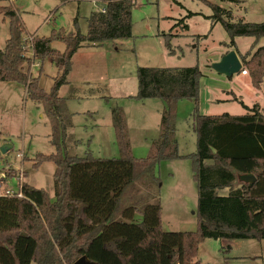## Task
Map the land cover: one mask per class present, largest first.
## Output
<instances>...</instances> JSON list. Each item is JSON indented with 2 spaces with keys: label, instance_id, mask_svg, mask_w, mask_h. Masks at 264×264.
<instances>
[{
  "label": "trees",
  "instance_id": "16d2710c",
  "mask_svg": "<svg viewBox=\"0 0 264 264\" xmlns=\"http://www.w3.org/2000/svg\"><path fill=\"white\" fill-rule=\"evenodd\" d=\"M66 1L58 0L61 4ZM92 1L97 7L86 19L85 33L59 29L46 37L33 36V57L49 56L60 70L48 92L30 73L32 58L24 54L23 24L16 8L0 5V15L9 21V36L0 48V81L23 84L26 96L42 105L50 123L49 139L55 146V152L37 153L32 162L54 163L53 198L24 182L21 197L0 194V264H72L81 255L93 264H200L195 255L198 243L206 237L264 239V112L256 103L248 107L242 100L244 113L195 114L192 160L197 226L193 231L162 227L153 170L159 160L181 156L173 142V108L179 99L197 100L203 75L197 65L136 67L133 97L159 98L164 103L158 136L145 158L130 154L124 119L116 108L112 112L117 116L114 129L120 156H79L74 152L78 140L57 90L66 81L71 57L83 42L94 45L131 35L130 14L135 3ZM209 4L212 22L221 23L229 47H234L235 36H253L255 41L264 36V20L233 19L229 9ZM54 38L65 43L63 51L50 47ZM234 50L241 69L249 71L252 85L258 87L264 76V46H257L250 55ZM243 173H252L253 181H240L237 176ZM7 176L16 175L7 172ZM151 186L149 197L132 195ZM225 187L228 193L219 194Z\"/></svg>",
  "mask_w": 264,
  "mask_h": 264
},
{
  "label": "rangeland",
  "instance_id": "374dc122",
  "mask_svg": "<svg viewBox=\"0 0 264 264\" xmlns=\"http://www.w3.org/2000/svg\"><path fill=\"white\" fill-rule=\"evenodd\" d=\"M209 3L229 9L233 19L264 20V0H135L130 14L131 35L94 45L83 42L71 57L66 81L57 90L70 113V130L78 140L74 150L77 155L120 156L114 129L117 116L112 112L116 108L124 119L129 152L140 159L148 155L151 141L158 136L164 103L159 98L133 97L136 67L198 66L203 75L197 100L179 99L173 108V142L181 156L161 159L153 170L161 224L169 231H193L197 226L192 160L195 114L244 113L240 100L249 106L256 103L264 112V76L255 87L247 69V75L233 73L227 77L210 67L227 49L250 55L257 46H264V36L256 41L253 36H235L234 47H229V36L221 23L212 22ZM0 5L16 8L23 24L21 38L46 37L59 29L85 33L86 19L97 7L91 0L62 4L58 0H0ZM8 36V18L0 15V48ZM49 45L59 51L65 48V43L56 38ZM27 50L26 55L31 56L29 46ZM29 70L46 92L60 73L49 56L35 57ZM215 97L223 100H212ZM49 134V119L42 105L26 96L25 86L0 81V174L6 176L2 188L14 189L20 180L44 189L53 198L54 163L43 160L32 164L37 153L55 152ZM4 144L10 147L2 151ZM7 172L16 176L8 177ZM220 190L228 193L227 188ZM147 191L152 194L153 187H141L132 195L149 197ZM195 259L200 264H264V239L206 237L198 243Z\"/></svg>",
  "mask_w": 264,
  "mask_h": 264
},
{
  "label": "water",
  "instance_id": "95a60500",
  "mask_svg": "<svg viewBox=\"0 0 264 264\" xmlns=\"http://www.w3.org/2000/svg\"><path fill=\"white\" fill-rule=\"evenodd\" d=\"M210 67L217 73H221L227 77H231L233 73H239L241 69V61L234 49H229L218 60L211 62ZM9 144L1 146V150L5 151L9 148ZM238 179L244 182L253 181L254 175L252 173L238 174ZM72 264H93L85 255L79 256Z\"/></svg>",
  "mask_w": 264,
  "mask_h": 264
},
{
  "label": "built area",
  "instance_id": "2783aa9c",
  "mask_svg": "<svg viewBox=\"0 0 264 264\" xmlns=\"http://www.w3.org/2000/svg\"><path fill=\"white\" fill-rule=\"evenodd\" d=\"M33 35L31 36H28V37H22V42H23V49H24V54L26 55V52L28 53V46L30 47V54L31 56L29 57H33V49H32V38ZM28 40V42H27ZM28 43V44H27ZM34 59L35 57H33V60H32V64L34 62ZM239 73L241 74H246V69H241L239 71ZM20 173V172H19ZM21 174V173H20ZM20 174L17 175L18 177H20ZM4 175L3 174H0V178L3 177ZM4 185V182H0V194L2 195H16L17 197H21L22 196V191H21V181L19 180V183L17 185L16 188L14 189H10V188H2V186Z\"/></svg>",
  "mask_w": 264,
  "mask_h": 264
},
{
  "label": "crops",
  "instance_id": "0c3cea01",
  "mask_svg": "<svg viewBox=\"0 0 264 264\" xmlns=\"http://www.w3.org/2000/svg\"><path fill=\"white\" fill-rule=\"evenodd\" d=\"M92 1V0H91ZM76 52V51H75ZM221 56V55H220ZM238 75H247V74H241V73H238ZM212 100H223V99H221V98H213ZM224 100H225V98H224ZM244 103V102H243ZM245 104V103H244ZM246 106H248L249 107V105H246ZM232 114V113H231ZM240 114V113H239ZM225 188H227V187H225ZM227 190H228V188H227ZM218 192H220V194H226V193H221V190L220 191H218ZM159 200H160V198H159ZM160 211H161V206H160ZM160 219H161V213H160Z\"/></svg>",
  "mask_w": 264,
  "mask_h": 264
}]
</instances>
